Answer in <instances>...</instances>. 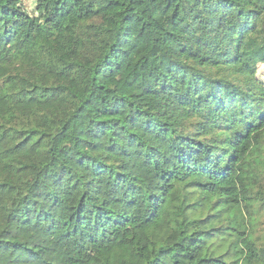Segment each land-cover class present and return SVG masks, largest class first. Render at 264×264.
Returning a JSON list of instances; mask_svg holds the SVG:
<instances>
[{
  "label": "trees",
  "instance_id": "16d2710c",
  "mask_svg": "<svg viewBox=\"0 0 264 264\" xmlns=\"http://www.w3.org/2000/svg\"><path fill=\"white\" fill-rule=\"evenodd\" d=\"M260 63L264 0H0V264H264Z\"/></svg>",
  "mask_w": 264,
  "mask_h": 264
},
{
  "label": "rangeland",
  "instance_id": "374dc122",
  "mask_svg": "<svg viewBox=\"0 0 264 264\" xmlns=\"http://www.w3.org/2000/svg\"><path fill=\"white\" fill-rule=\"evenodd\" d=\"M21 2L29 9L34 7L35 0H21ZM61 19H55L54 22L45 25V32L49 33L51 29L58 28ZM259 78L264 79V64H258V75Z\"/></svg>",
  "mask_w": 264,
  "mask_h": 264
}]
</instances>
